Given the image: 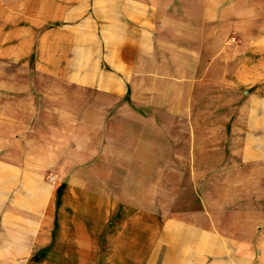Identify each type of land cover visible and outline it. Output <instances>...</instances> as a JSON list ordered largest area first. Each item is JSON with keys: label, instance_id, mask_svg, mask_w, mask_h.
I'll use <instances>...</instances> for the list:
<instances>
[{"label": "crops", "instance_id": "1", "mask_svg": "<svg viewBox=\"0 0 264 264\" xmlns=\"http://www.w3.org/2000/svg\"><path fill=\"white\" fill-rule=\"evenodd\" d=\"M194 119L233 142L191 143ZM234 156L264 166V0H0V264H264L256 214L225 239L202 209L120 201L143 197L124 167L155 193L194 167L201 192Z\"/></svg>", "mask_w": 264, "mask_h": 264}, {"label": "rangeland", "instance_id": "2", "mask_svg": "<svg viewBox=\"0 0 264 264\" xmlns=\"http://www.w3.org/2000/svg\"><path fill=\"white\" fill-rule=\"evenodd\" d=\"M102 32L101 25H97V33ZM102 36V33L99 34ZM102 58V55H99ZM102 66V65H101ZM204 72L193 70L192 71V107L193 112L200 113L202 105V100L205 99L204 95L206 94V88L201 83V76ZM135 88L129 86L127 94L135 95ZM251 91H257L256 88H251ZM134 110H141L138 106L132 103ZM197 125H193V133L191 134V143L197 145L204 144H216V143H232V135H208L205 133V127H201L196 119L193 120ZM244 136L235 137L234 141L240 142L242 145ZM185 142L188 141V135H185ZM252 139V138H251ZM255 140L257 138L255 137ZM177 141L183 142L184 136H177ZM187 154V152H185ZM209 152L204 149L193 150L191 152L192 157L199 159H204L205 155ZM231 151L224 152L225 159H231ZM196 159V160H197ZM241 157L234 156V162L237 163L233 167H223L221 171L214 175L216 168L214 166L207 167V178L204 177L205 184L203 190L200 192L199 183L195 181V178L191 175V172L195 170L194 167H187L188 175L183 176L179 173L177 168L176 177L172 178L174 181L175 189L174 191H162L156 192L153 187V168H136V167H127L122 168L127 171V179L135 180L136 170H141L144 173L143 185L140 187V194H143L142 198L139 199H128L120 200L122 203H125V206H135L138 204L143 207L146 211L151 210V208L160 207L163 210L171 208L173 212L181 213L185 210H195L202 209V215L205 216L206 221L208 222L209 233L214 232L218 234L219 237L231 239L233 236V225L236 223L247 222L248 216H254L256 223L264 224V166H250L248 163H242ZM231 162V161H229ZM115 170V168H112ZM203 169V168H202ZM206 169V168H204ZM220 169V168H218ZM203 173V172H202ZM183 176V177H182ZM123 180V173L120 175ZM138 179H141L139 177ZM167 182V179H165ZM172 182V181H171ZM127 186L130 187L129 190L136 191L135 183H127ZM159 195V197H153V195ZM175 195L172 197V195ZM119 201V200H115ZM123 205V204H122ZM254 214V215H253ZM145 219L148 221L151 220V215H145ZM161 219L167 217L160 215ZM151 222L145 223V229H149ZM210 239V236H209ZM225 255H230L232 248L230 246L224 247ZM87 264V263H81Z\"/></svg>", "mask_w": 264, "mask_h": 264}]
</instances>
